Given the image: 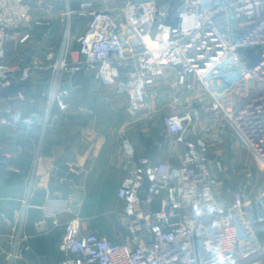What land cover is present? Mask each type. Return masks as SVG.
Returning <instances> with one entry per match:
<instances>
[{
  "label": "built area",
  "instance_id": "1",
  "mask_svg": "<svg viewBox=\"0 0 264 264\" xmlns=\"http://www.w3.org/2000/svg\"><path fill=\"white\" fill-rule=\"evenodd\" d=\"M70 1L65 0L62 13L69 23L61 50H50L45 62L32 60L14 69L5 62L8 38L36 12L50 15L56 7L52 2L37 9L34 0H0V96L6 99L0 105V127L18 130L34 121L22 120L15 109V101L27 100L22 88L3 93L26 83L33 71H44L51 76L46 129L54 107L67 111L74 89L70 77L84 69L105 87L120 82L133 113L146 107L152 87L158 82L165 86L175 110L166 119L167 133L184 150L174 165L138 155L124 140L127 174L117 197L132 233L128 242L82 233L78 209L67 199L49 200L47 216L73 215L64 223V256L58 264H220L221 258L223 264H264V227L253 222L252 202L239 198L228 212L217 214L211 151L207 141L192 132L203 112L221 115L264 165V0H176L172 11L157 0H135L118 12L91 9L75 52L70 51ZM248 49L258 64L253 65ZM191 95L206 101H189ZM240 105L244 107L237 112ZM20 153L17 150L16 156ZM14 158L0 151V167L11 165ZM22 221L23 213L17 211L10 235L11 264L23 257Z\"/></svg>",
  "mask_w": 264,
  "mask_h": 264
},
{
  "label": "crops",
  "instance_id": "2",
  "mask_svg": "<svg viewBox=\"0 0 264 264\" xmlns=\"http://www.w3.org/2000/svg\"><path fill=\"white\" fill-rule=\"evenodd\" d=\"M35 2L40 7L52 1L34 0V7ZM52 3L57 8L58 3ZM86 3L89 5H85ZM73 6V16L82 9L81 12L88 16V22L76 33L71 27L70 45L85 32L91 9L118 12L124 7L119 0H83L82 4L77 0ZM41 25L45 31L52 32L49 19ZM26 35L29 34L21 35L17 31L11 34L5 45L6 57L18 47H28L25 43L31 36L22 41ZM32 42L30 44L33 47L29 53L32 54V60H36L39 42ZM44 56V59L37 61L45 62L46 55ZM7 64L19 69L28 63L21 66ZM50 79L49 72L33 71L28 81L21 84L23 86L20 88L25 92L27 100L15 101L14 106L22 120L32 117V123L25 124L18 130L0 127V151L15 155L11 165L0 167V264H11L9 253L13 247L10 235L17 211L23 213V257L15 264H58L63 258L60 244L64 223L73 218V215L61 213L55 219L47 216L45 207L51 199H67L71 206L78 209L82 233H95L117 243L130 241L132 233L129 221L124 215L123 203L117 197V191L127 174L124 140H128L138 155H147L154 161H168L174 165H178L184 150L172 138L171 144L168 145L163 140L157 143L156 152L145 154L138 148L134 138L127 133L122 134L121 129L125 125L121 113L112 111L111 117H104L94 114L91 106L79 103L83 96L91 95L90 92L98 93L92 86L94 82H101L95 77L87 87H73L67 111L54 107L44 129ZM190 100L203 103L194 97L189 98ZM5 103L4 96H0V105ZM17 150L21 151L18 156ZM215 157L212 161L217 162V156ZM213 170L215 171L214 168ZM49 185L71 189L72 194L62 196L61 192H54L53 197H50ZM23 201L26 203L25 211Z\"/></svg>",
  "mask_w": 264,
  "mask_h": 264
},
{
  "label": "rangeland",
  "instance_id": "3",
  "mask_svg": "<svg viewBox=\"0 0 264 264\" xmlns=\"http://www.w3.org/2000/svg\"><path fill=\"white\" fill-rule=\"evenodd\" d=\"M43 1H56L58 3L56 10L47 16L36 12L32 20L17 31L21 35L28 33L31 38L25 43L28 44V47L23 49L18 47L15 51L9 52L5 59L7 63L20 66L30 63L32 54L29 52L33 47L30 44L32 41L39 42L36 49V60L44 59V55L52 48L56 52L61 50L69 23L68 19L62 15L65 1ZM82 1L78 0V3L82 4ZM130 1L135 0H119V3L125 6ZM157 1L163 9L168 11H172L176 6V0ZM74 3H77V0L71 1V7ZM35 8L39 9L36 2ZM81 11L82 9L71 18L75 33L88 22V16H85ZM48 19L52 23V32L50 33L45 31L41 25ZM77 47L76 41L73 42L70 51L75 52ZM68 61L72 62V57L69 56ZM92 87L98 93L90 92L91 95L83 96L78 102L91 106L93 113L100 116L111 117L112 111L121 113L123 125H126L124 133L134 138L143 153L153 154L157 150V143L163 140L168 145L171 144L172 137L167 133L166 119L175 110L169 106L171 100L165 86L159 83L152 87L146 107L138 113H133L128 108L126 94L120 82H116L110 87H103L98 82H94ZM191 97L194 95L189 98ZM204 99L205 97H200L203 103L206 101ZM192 132L203 137L207 141L210 151L217 156V162L213 161L215 163L211 164L215 169L218 182L219 209L217 214L228 212L231 203L242 198L252 202L250 210L253 222L257 226L264 227V165L260 164L245 141L231 129V126L221 115L203 114Z\"/></svg>",
  "mask_w": 264,
  "mask_h": 264
},
{
  "label": "water",
  "instance_id": "4",
  "mask_svg": "<svg viewBox=\"0 0 264 264\" xmlns=\"http://www.w3.org/2000/svg\"><path fill=\"white\" fill-rule=\"evenodd\" d=\"M178 18V14L173 15L172 20H176ZM248 56L251 58L253 61V65L258 64L257 57L255 56L254 52L251 49L247 50ZM93 76L91 75H86L84 69H80L76 72H74L71 77H70V83L72 87H77V86H84L87 87L89 83L93 80ZM23 85H18L17 87H22ZM249 100H247L245 103H248ZM244 106L240 105L239 108H237V112L240 111ZM209 158L211 160H214L216 157L213 154L209 155ZM148 189V185L146 184L141 192L142 195L145 196V191ZM49 190V195L50 197H53L54 192H61L62 196H70L72 194V190L68 188H63L60 186L56 185H49L48 186Z\"/></svg>",
  "mask_w": 264,
  "mask_h": 264
},
{
  "label": "trees",
  "instance_id": "5",
  "mask_svg": "<svg viewBox=\"0 0 264 264\" xmlns=\"http://www.w3.org/2000/svg\"><path fill=\"white\" fill-rule=\"evenodd\" d=\"M18 88H20V87H17V85H13L10 88H8L3 94H7L9 92H13V91L17 90Z\"/></svg>",
  "mask_w": 264,
  "mask_h": 264
},
{
  "label": "clouds",
  "instance_id": "6",
  "mask_svg": "<svg viewBox=\"0 0 264 264\" xmlns=\"http://www.w3.org/2000/svg\"><path fill=\"white\" fill-rule=\"evenodd\" d=\"M220 264H223V259L222 258L220 259Z\"/></svg>",
  "mask_w": 264,
  "mask_h": 264
}]
</instances>
